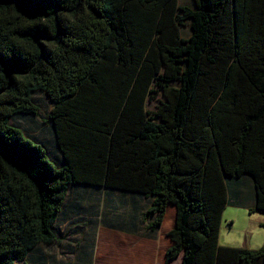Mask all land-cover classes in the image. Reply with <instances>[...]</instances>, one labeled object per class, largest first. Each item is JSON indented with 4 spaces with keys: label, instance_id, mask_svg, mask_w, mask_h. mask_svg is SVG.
<instances>
[{
    "label": "trees",
    "instance_id": "obj_1",
    "mask_svg": "<svg viewBox=\"0 0 264 264\" xmlns=\"http://www.w3.org/2000/svg\"><path fill=\"white\" fill-rule=\"evenodd\" d=\"M39 92L60 164L15 124ZM78 186L130 224L147 199L151 236L174 206L166 264H264L220 245L228 207L264 216V0H0V264L44 260Z\"/></svg>",
    "mask_w": 264,
    "mask_h": 264
},
{
    "label": "rangeland",
    "instance_id": "obj_2",
    "mask_svg": "<svg viewBox=\"0 0 264 264\" xmlns=\"http://www.w3.org/2000/svg\"><path fill=\"white\" fill-rule=\"evenodd\" d=\"M179 1L181 5L193 6V0ZM154 97V100L150 101L147 106L151 111H156L161 101H164L161 93ZM35 98L41 110L40 114L33 118L18 119L15 124L18 122V125L23 126L28 136L44 142L50 151L51 159L60 164L61 155L56 148L49 120L53 104L43 92L36 93ZM106 192L105 189L86 186L71 188L70 195L78 194L70 197L72 200H68L64 215L57 222L58 242L50 246L43 245L44 263L39 260L40 254H38V259L35 254L30 260L32 264H136L137 257L139 258L138 264H142L143 257L137 254L138 249H134L136 253L134 254L130 243H170L169 247L172 246L169 232L175 228L176 224L175 207L169 208L166 222L160 228L161 231L155 242L133 237L122 240L121 231L113 227L115 223L110 222L116 214L123 213L120 210L121 194L112 192L108 195ZM73 204L77 205L76 208L72 207ZM109 207L119 210L109 215L106 212V209L110 212ZM128 215L130 214L126 213L125 216ZM222 225L220 244L241 246L243 244L244 248L251 250L264 247V216L250 215L247 210L231 206L224 213ZM111 239L114 240L113 243ZM130 249L133 252L131 256L128 254ZM139 249L146 254L152 251V247H140ZM108 257H111L110 262ZM181 262L179 258L174 264Z\"/></svg>",
    "mask_w": 264,
    "mask_h": 264
},
{
    "label": "crops",
    "instance_id": "obj_3",
    "mask_svg": "<svg viewBox=\"0 0 264 264\" xmlns=\"http://www.w3.org/2000/svg\"><path fill=\"white\" fill-rule=\"evenodd\" d=\"M111 193H109V191L106 192V194H108V195ZM77 194L78 193H72L71 195L69 194L68 200H72V199H70V197L73 195L75 197V195H77ZM74 197H73V199H74ZM138 200L140 202V204H139V206H140L139 211L140 212H139V216L134 217L135 219L132 220V224H130L131 223L130 221H129V223L127 222L129 216H125V213L122 209H120V210L123 213L120 212L119 214H116L115 217L110 220V222L115 223V224L117 223L116 225L113 224L114 225L113 227L115 229H118L121 231V233L123 235L122 240H124V238L133 237L136 239L140 238V239H143L144 241H148V242H151V241L155 242V239H157L158 234L161 231V229L157 232V234H154L153 236H151L150 233L146 230L145 226L142 224V213L145 211V208L148 207L147 205H150V204H149V201L147 199H144V200L138 199ZM67 204H68V201H67ZM76 206H77L76 204L72 205L73 208H76ZM66 207H67V205L65 206V209H66ZM170 207H174V206L168 207L167 214H168V210ZM109 210H110V212L107 211V209H106V212L109 215H111L112 212H117L119 209L109 207ZM166 218H167V215H166ZM166 218L164 220V223L166 222ZM227 225L229 226L230 224H227ZM103 227H107V226H103ZM102 230L104 231V229H102ZM221 231H222V228H221ZM113 241L114 240L111 239V243H113ZM170 241H171V239H170ZM125 244H129V243H125ZM130 244L133 247V251H134V249H138L137 254L138 255L141 254V256L143 257L142 264H166V254L165 253H167L166 250H168L170 248L169 247L170 243H130ZM220 245L224 246L225 244H223V245L220 244ZM243 246H244L243 244H242V246L238 245V244H228V245H225L224 247L244 248ZM140 247L141 248L142 247H152V251L150 254H146L145 252H141V250L139 249ZM128 254H129V256L133 255V252H131V249L129 250ZM134 254H136L135 251H134ZM41 255H42L41 257L44 256L43 250H42ZM107 256H108V254H107ZM179 258L182 261V259H183L182 256H180ZM108 259L110 262L111 257H108ZM177 260L170 262L169 264H174ZM138 261H139V258L137 257L136 264H138ZM42 263H44V260H42ZM180 264H182V262Z\"/></svg>",
    "mask_w": 264,
    "mask_h": 264
}]
</instances>
